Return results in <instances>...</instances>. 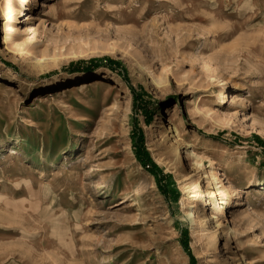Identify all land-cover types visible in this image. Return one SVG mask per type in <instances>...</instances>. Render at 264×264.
Listing matches in <instances>:
<instances>
[{
	"label": "rangeland",
	"instance_id": "374dc122",
	"mask_svg": "<svg viewBox=\"0 0 264 264\" xmlns=\"http://www.w3.org/2000/svg\"><path fill=\"white\" fill-rule=\"evenodd\" d=\"M7 1L0 264H264V0Z\"/></svg>",
	"mask_w": 264,
	"mask_h": 264
},
{
	"label": "bare ground",
	"instance_id": "6f19581e",
	"mask_svg": "<svg viewBox=\"0 0 264 264\" xmlns=\"http://www.w3.org/2000/svg\"><path fill=\"white\" fill-rule=\"evenodd\" d=\"M7 2H8L7 0L6 1L0 0V16L2 17L3 21L7 20L10 16L9 13L10 9L7 6ZM3 36L4 37L2 44L5 46V51L14 54L15 51L11 48L9 44L7 23L3 24ZM139 67H140L139 72L143 73L144 68L142 66ZM227 97L228 96L226 94L223 95L222 105L226 104L229 101V100L227 101ZM128 150H130V148H128ZM193 155L195 156L193 162L195 161L194 165L196 166L194 171L196 172V175H200L201 172L198 173L200 171L199 167L203 166L204 159L203 157H198L195 154ZM205 179L207 180V184L205 186L206 192L208 194L207 197L212 201H217L220 205H229L230 202H232L233 199H236L237 196L239 195L233 189L225 187L222 180H220V178H218V176L214 172L205 173ZM190 180L193 179L191 178L190 175H188L183 181H179V188H178V191L181 192V196H183L182 200L179 203L186 204L187 206L191 205V203H193L194 201L199 200L200 199L199 193H202L203 191V186H202L203 181L201 177H198V179L194 182V189H191L189 184H187V182ZM162 208H165V204L162 206ZM219 214L220 212L219 213L215 212L210 217L211 221L217 220L216 221V223H218L217 226L221 225ZM189 217H191L192 221L195 222V217H193V214L190 213Z\"/></svg>",
	"mask_w": 264,
	"mask_h": 264
},
{
	"label": "trees",
	"instance_id": "16d2710c",
	"mask_svg": "<svg viewBox=\"0 0 264 264\" xmlns=\"http://www.w3.org/2000/svg\"><path fill=\"white\" fill-rule=\"evenodd\" d=\"M134 144H135V148L137 149V152H136L137 158L139 159L141 164L147 169L157 168L156 164H154V162L149 158V154H148L147 150H145V148L143 147V142L138 144V140L136 139V140H134ZM138 149H140V150H138ZM142 154H143V156H142ZM151 172H152V170H151ZM153 174L156 175L154 172H153ZM161 188H163V186H161ZM174 191H176V190L174 189L173 192Z\"/></svg>",
	"mask_w": 264,
	"mask_h": 264
}]
</instances>
